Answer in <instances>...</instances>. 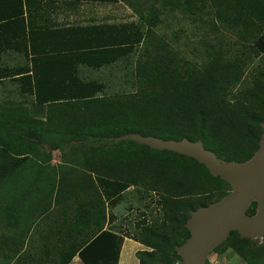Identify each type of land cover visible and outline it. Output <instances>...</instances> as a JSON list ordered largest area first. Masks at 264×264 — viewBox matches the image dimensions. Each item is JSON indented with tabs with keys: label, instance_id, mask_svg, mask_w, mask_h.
<instances>
[{
	"label": "trees",
	"instance_id": "16d2710c",
	"mask_svg": "<svg viewBox=\"0 0 264 264\" xmlns=\"http://www.w3.org/2000/svg\"><path fill=\"white\" fill-rule=\"evenodd\" d=\"M97 2L128 4L138 20L86 15L92 12L86 6ZM145 5L142 0H0V84L14 83L19 96L0 99V186L19 173L31 176L37 165L49 167L51 151L64 146H75L69 154L79 156L82 165L77 178L58 172L57 193L74 188L88 194L94 227L59 250L57 264H67L76 254L85 264H118L125 236L150 248L136 252L139 264H176L181 256L175 247L190 235L185 223L191 210L230 191L227 181L193 157L124 135L199 139L233 162L249 159L258 148L264 72L232 98L248 59L210 52L200 62H177L181 58L155 32L159 8ZM177 5L191 17L217 21L249 39L264 55V0H180ZM135 52L132 90L106 94L104 82L78 75L81 64L99 68ZM10 53L26 60L5 64L2 59ZM101 138L118 140L125 148L79 149ZM50 169L56 173L55 166ZM130 186L155 191L158 217L144 219L134 232L103 229L113 216L107 205L116 206ZM255 211L253 201L247 213ZM252 239L233 230L211 252L230 248L247 264H264V244L251 247Z\"/></svg>",
	"mask_w": 264,
	"mask_h": 264
},
{
	"label": "rangeland",
	"instance_id": "374dc122",
	"mask_svg": "<svg viewBox=\"0 0 264 264\" xmlns=\"http://www.w3.org/2000/svg\"><path fill=\"white\" fill-rule=\"evenodd\" d=\"M142 1L146 2L145 8L149 6L159 8L161 21L155 28V32L166 41L167 47L171 48L178 58H181L177 62L183 63L184 60L192 63L200 62L210 52L219 53V56L229 59L235 56H242L248 59L242 78L231 89L230 96L232 98L237 96L240 89L251 86L259 77V73L264 72V55L261 53L257 54L253 50V44L249 39L242 38L235 31L224 28L217 21L214 23L205 18L202 22L197 17H191L188 12L182 11L181 6L177 5L180 0ZM97 11L100 14L108 12L113 17H117V19H124L130 16L138 20L137 14L134 13L128 4L121 5L117 9H113V7H97ZM137 59L138 52H135L116 63L99 68L81 64L78 68V75L86 80L93 79L104 82L106 84V94L129 91L134 86V71ZM25 60L23 55L15 53H10L2 59L5 64H22ZM16 91L14 83L5 81L4 84H0V99H19ZM84 145L80 146L79 149L96 148L101 151H112L117 148H125L124 144H119L118 140L110 138L98 139L94 141V146ZM72 147L75 146H64V148L51 151L50 161H55L53 166L56 167V173L63 172L67 168L78 170L82 167L81 163L78 162L79 156L75 158L69 154ZM49 149L48 145L46 150ZM59 163L63 164L60 169ZM49 164L51 165V163ZM133 187L130 186L124 192L123 199L116 206L109 207L107 205L106 212H111L113 215L109 218L108 227H113L123 233L134 232L139 229L137 228L138 224H143L144 219L151 222L153 218L158 217L157 194L155 191H145L142 186ZM261 244H264V236L262 238H253L250 242L251 247ZM143 249L150 248L133 238L125 236L121 246L119 264H139L136 252ZM207 260L210 264H247L237 252L230 248H226L220 254L210 252ZM176 264H181V261Z\"/></svg>",
	"mask_w": 264,
	"mask_h": 264
},
{
	"label": "crops",
	"instance_id": "0c3cea01",
	"mask_svg": "<svg viewBox=\"0 0 264 264\" xmlns=\"http://www.w3.org/2000/svg\"><path fill=\"white\" fill-rule=\"evenodd\" d=\"M121 5L97 2L86 6L92 9L86 15L119 21L122 19L108 12L100 14L97 7L117 9ZM50 163L55 165V161ZM51 165H37L31 176L19 173L0 186V264H57L59 250L79 241L94 227L91 212H87L88 194L81 190L75 193L74 188L57 193L58 172L52 174ZM63 172L70 179L77 178L80 169ZM107 227L105 223L103 229ZM67 264L85 263L76 254Z\"/></svg>",
	"mask_w": 264,
	"mask_h": 264
},
{
	"label": "water",
	"instance_id": "95a60500",
	"mask_svg": "<svg viewBox=\"0 0 264 264\" xmlns=\"http://www.w3.org/2000/svg\"><path fill=\"white\" fill-rule=\"evenodd\" d=\"M261 126L258 148L249 159L241 162L217 156L199 139H164L140 133L123 136L151 148L191 156L204 164L212 175L221 177L231 185L230 191L221 199L191 210L185 223L190 235L175 247L181 256V264H206L211 250L233 230L242 238L264 236V122ZM253 201L256 202V211L248 214L247 209Z\"/></svg>",
	"mask_w": 264,
	"mask_h": 264
}]
</instances>
